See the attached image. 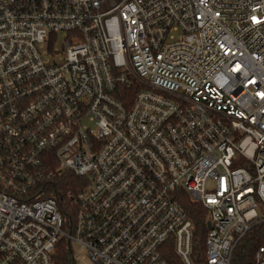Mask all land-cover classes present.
Returning a JSON list of instances; mask_svg holds the SVG:
<instances>
[{
	"label": "built area",
	"instance_id": "1",
	"mask_svg": "<svg viewBox=\"0 0 264 264\" xmlns=\"http://www.w3.org/2000/svg\"><path fill=\"white\" fill-rule=\"evenodd\" d=\"M182 196L207 264L264 223V0H0V264H194Z\"/></svg>",
	"mask_w": 264,
	"mask_h": 264
},
{
	"label": "trees",
	"instance_id": "2",
	"mask_svg": "<svg viewBox=\"0 0 264 264\" xmlns=\"http://www.w3.org/2000/svg\"><path fill=\"white\" fill-rule=\"evenodd\" d=\"M133 90V89H130ZM127 95L133 97L131 92ZM82 183L73 174L62 171L57 175L53 182L46 184V195L57 198L61 212L67 220L72 216V205L68 200V194L81 189ZM180 203L194 222V264H207L205 256V241L208 234V215L207 211L199 204L192 202L186 196L180 198ZM264 243V223L254 227L245 239L237 246L234 251L232 264H253L255 251ZM74 249L70 241L62 239L56 247L52 257L53 264H77L74 258Z\"/></svg>",
	"mask_w": 264,
	"mask_h": 264
},
{
	"label": "rangeland",
	"instance_id": "3",
	"mask_svg": "<svg viewBox=\"0 0 264 264\" xmlns=\"http://www.w3.org/2000/svg\"><path fill=\"white\" fill-rule=\"evenodd\" d=\"M62 41H63V34H60L59 35L58 46H60ZM74 249L77 250V247L75 246V244H74ZM77 264H95V263H93L88 257L83 256L82 259L80 261H78Z\"/></svg>",
	"mask_w": 264,
	"mask_h": 264
},
{
	"label": "water",
	"instance_id": "4",
	"mask_svg": "<svg viewBox=\"0 0 264 264\" xmlns=\"http://www.w3.org/2000/svg\"><path fill=\"white\" fill-rule=\"evenodd\" d=\"M211 228V224L210 223H208V229H210Z\"/></svg>",
	"mask_w": 264,
	"mask_h": 264
}]
</instances>
